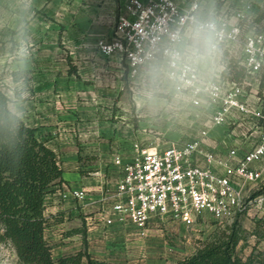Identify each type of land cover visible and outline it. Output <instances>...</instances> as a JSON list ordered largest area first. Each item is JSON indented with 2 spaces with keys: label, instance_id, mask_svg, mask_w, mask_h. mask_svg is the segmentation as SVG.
I'll list each match as a JSON object with an SVG mask.
<instances>
[{
  "label": "crops",
  "instance_id": "0c3cea01",
  "mask_svg": "<svg viewBox=\"0 0 264 264\" xmlns=\"http://www.w3.org/2000/svg\"><path fill=\"white\" fill-rule=\"evenodd\" d=\"M127 1L0 0V87L9 107L57 154L62 187L87 192L84 201L48 195L46 233L63 240L80 236L78 228L60 234L73 220L81 221L88 253L109 263V255L133 261L135 226L105 227L102 222L101 211L111 207L110 196L122 176L117 157L125 164L133 158L134 144L163 150L173 142L199 140L206 131L203 151L227 157L237 149L240 158L264 133L263 122L254 130L255 121L235 109L223 126H215L210 98L203 97L196 107L172 92L154 96L152 78L131 85L125 62L97 49L99 41L112 40ZM175 2L187 7L191 0ZM249 2L261 24L264 0H202L201 15L231 19ZM241 57V46H222L198 66L205 78L222 82L233 77L231 69L239 68ZM245 100L250 109L260 105L254 91L248 90ZM200 162L205 164L202 158Z\"/></svg>",
  "mask_w": 264,
  "mask_h": 264
},
{
  "label": "built area",
  "instance_id": "2783aa9c",
  "mask_svg": "<svg viewBox=\"0 0 264 264\" xmlns=\"http://www.w3.org/2000/svg\"><path fill=\"white\" fill-rule=\"evenodd\" d=\"M201 10L202 0H191L187 7L175 0H128L113 27L112 40L99 41L97 49L125 62L131 85L138 79L146 82L152 78L157 93L172 92L196 107L202 105L203 97L210 98L215 126H223L235 109L255 121L254 130L261 129L264 21L256 22L250 2L231 19L203 17ZM195 22L215 26L218 50L222 46L242 47L240 82L207 79L198 65L187 75L172 69V53H183L189 47L188 32ZM226 70L224 66L222 71ZM248 90L259 96L260 105L255 109L246 103ZM207 135L203 131L199 140L173 142L163 150L137 143L130 162L123 164L117 157L115 165L121 167L122 176L116 193L110 196L111 207L101 211L104 226L133 224L144 229L155 219H168L193 228L198 220L208 217L221 226L252 213L254 222L264 228V133L240 158L237 149L230 150L227 157L203 151ZM58 196L84 201L87 192L62 187Z\"/></svg>",
  "mask_w": 264,
  "mask_h": 264
},
{
  "label": "trees",
  "instance_id": "16d2710c",
  "mask_svg": "<svg viewBox=\"0 0 264 264\" xmlns=\"http://www.w3.org/2000/svg\"><path fill=\"white\" fill-rule=\"evenodd\" d=\"M229 79L240 82L243 71L231 69ZM1 82V77H0ZM261 89L264 90V72ZM154 94L162 97L163 94ZM0 87V243L15 250L21 264H112L95 259L87 250L53 258L46 236L49 220L46 198L61 189L63 171L57 154L37 136V130L14 114ZM86 244V232L81 230ZM245 230L239 222L201 243L194 254L178 264H256L237 254Z\"/></svg>",
  "mask_w": 264,
  "mask_h": 264
},
{
  "label": "rangeland",
  "instance_id": "374dc122",
  "mask_svg": "<svg viewBox=\"0 0 264 264\" xmlns=\"http://www.w3.org/2000/svg\"><path fill=\"white\" fill-rule=\"evenodd\" d=\"M149 84L151 89L156 91L157 83L150 81ZM154 96L159 97L156 94ZM236 221L245 230V238L237 247L238 256L244 261L254 258L256 264H264V228L254 222L252 213L238 216L233 222L221 226L211 217L200 219L193 228L184 227L168 219H155L144 229L134 227L133 261L120 260L118 255H109V261L112 264H178L194 254L201 243L212 238L217 232L226 230ZM72 222L69 229H65L66 231L60 235L67 234L72 228L82 230L81 221ZM46 236L55 260L75 255L80 251H88V243H84L82 235H73L64 240L54 239V233L48 231ZM13 250L11 245L0 243V264H21ZM83 264H87L86 259Z\"/></svg>",
  "mask_w": 264,
  "mask_h": 264
},
{
  "label": "clouds",
  "instance_id": "9594fccd",
  "mask_svg": "<svg viewBox=\"0 0 264 264\" xmlns=\"http://www.w3.org/2000/svg\"><path fill=\"white\" fill-rule=\"evenodd\" d=\"M191 44L185 52L172 53V69L187 75L195 71L196 65L210 61L218 52L215 26L211 23L195 22L189 29Z\"/></svg>",
  "mask_w": 264,
  "mask_h": 264
}]
</instances>
